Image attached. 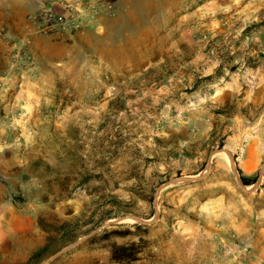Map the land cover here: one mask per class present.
<instances>
[{
  "label": "rangeland",
  "instance_id": "374dc122",
  "mask_svg": "<svg viewBox=\"0 0 264 264\" xmlns=\"http://www.w3.org/2000/svg\"><path fill=\"white\" fill-rule=\"evenodd\" d=\"M144 15L109 25L111 37L131 38L108 58L74 52L71 66L43 78L33 120L0 134V200L33 213L35 251L54 226L87 224L41 264H117L112 247L131 244L143 248L131 264L217 259L211 238L197 237L219 209L202 195L221 162L239 164L248 146L264 152V0H160ZM181 21L194 44L174 54L166 25ZM95 25L52 34L90 37Z\"/></svg>",
  "mask_w": 264,
  "mask_h": 264
},
{
  "label": "crops",
  "instance_id": "0c3cea01",
  "mask_svg": "<svg viewBox=\"0 0 264 264\" xmlns=\"http://www.w3.org/2000/svg\"><path fill=\"white\" fill-rule=\"evenodd\" d=\"M84 0H60L68 5ZM107 1L112 4V13L100 17L90 37H60L47 34L38 16L52 5L50 0H0V109H4V116L0 115V134H4V126H13L17 122H31L37 105L34 93L42 89L43 78L50 77L55 72H62L71 66L73 53L85 47L96 59H105L111 55L126 39L131 37H111L110 24H120L132 19H145L144 12L147 5H153L160 0H95ZM169 3L170 0H167ZM166 9H170L167 4ZM58 10V8H56ZM183 21L177 23L173 29L168 27L164 40L169 43V52L177 54L194 44L192 37H184L187 30ZM140 24V23H139ZM181 29V37H176ZM117 42V43H116ZM27 44L37 58L34 72L37 78L31 82L29 77L20 79V72L14 68L9 52L14 44ZM194 58H187L186 66H190ZM154 63L153 61L149 64ZM145 66V65H144ZM220 66V67H219ZM185 67V66H183ZM217 66H214L216 68ZM219 69L221 64L218 65ZM188 68V67H186ZM145 69V68H143ZM18 110H23L25 117L18 119ZM6 127V128H7ZM264 152L255 146H248L239 164L221 162V178L217 185H210V189L202 195L203 201H215L219 207L216 213L211 210L207 220L199 227V235L211 238L210 249L215 251V224L220 221L224 229L235 231L251 255L264 261ZM257 181L244 186L241 178ZM0 198H3L2 196ZM33 213L25 208L15 206L12 202L0 200V264L7 254L16 251L33 253L42 244H35V235L39 233ZM197 237L194 240H197ZM191 250L195 246L190 241ZM191 258V259H190ZM187 264L193 263L190 253ZM212 258V257H211ZM18 263L10 261L6 264ZM205 264H231L230 260L214 259Z\"/></svg>",
  "mask_w": 264,
  "mask_h": 264
},
{
  "label": "built area",
  "instance_id": "2783aa9c",
  "mask_svg": "<svg viewBox=\"0 0 264 264\" xmlns=\"http://www.w3.org/2000/svg\"><path fill=\"white\" fill-rule=\"evenodd\" d=\"M50 2H52L51 7L38 16V21L47 34L77 33L97 24L100 17L112 13V4L107 1L84 0L77 1L73 5L60 0H50ZM9 57L14 68L21 73V79L34 72L36 60L27 44H14ZM216 239L217 258L230 260L231 264H264V261L251 255L235 231L226 230L221 226Z\"/></svg>",
  "mask_w": 264,
  "mask_h": 264
},
{
  "label": "trees",
  "instance_id": "16d2710c",
  "mask_svg": "<svg viewBox=\"0 0 264 264\" xmlns=\"http://www.w3.org/2000/svg\"><path fill=\"white\" fill-rule=\"evenodd\" d=\"M245 186L251 185L257 181V178L247 179L241 178ZM87 226V224L71 225L64 223L60 226H54L50 231L56 235L49 236L46 244L39 250L33 252L27 262L14 263V264H41L46 261L56 250L62 249V247L68 246L77 242V232ZM143 254V248L137 244H131L127 246H113L111 249V260L117 264H131L139 262L141 255ZM6 264V263H1Z\"/></svg>",
  "mask_w": 264,
  "mask_h": 264
}]
</instances>
